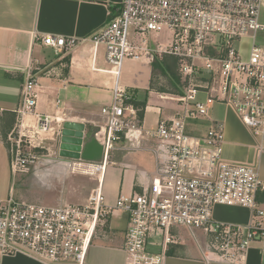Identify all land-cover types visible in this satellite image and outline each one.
Returning a JSON list of instances; mask_svg holds the SVG:
<instances>
[{"label":"built area","instance_id":"obj_1","mask_svg":"<svg viewBox=\"0 0 264 264\" xmlns=\"http://www.w3.org/2000/svg\"><path fill=\"white\" fill-rule=\"evenodd\" d=\"M263 11L264 0H122L89 37L95 49L105 47L108 65L98 69L93 64V69L114 77L112 102L101 110L107 124L97 126L94 133L104 148V160L67 164L73 171L98 175L99 186L85 205L21 201L12 190L0 203V263L5 256L23 253L51 264H87L100 223L115 211L129 218L126 264H163L170 245L177 243L176 228L204 233L208 252L226 262L241 260L254 243L264 242V181L258 165L225 159L223 124L202 126L211 120L209 108L223 102L257 139L258 155L264 152V46L254 42L245 56L236 44L264 29ZM152 33L162 35L159 47L141 38ZM35 38L64 52L76 45L73 37ZM164 55L184 60L185 88L170 97L179 105L176 114L161 118L155 129H146L132 105L134 95L121 78L128 60L151 63ZM33 70L29 65L24 71L16 122L6 137L14 177L31 167L38 174L47 171L44 167L52 158L39 152L46 150L41 142L54 137L57 141L69 121L65 112L54 117L37 111L41 83ZM200 92L206 94L205 100H199ZM121 140L131 148L156 141L154 152L160 162L140 193H122L108 205L102 181L109 155ZM217 204L248 208L251 223L216 221Z\"/></svg>","mask_w":264,"mask_h":264},{"label":"crops","instance_id":"obj_2","mask_svg":"<svg viewBox=\"0 0 264 264\" xmlns=\"http://www.w3.org/2000/svg\"><path fill=\"white\" fill-rule=\"evenodd\" d=\"M121 3L122 0H0V203L9 197L12 190L15 195V187L22 183L18 175H12L6 137L16 122L14 111L20 103L24 71L29 65L34 67L33 73L41 83L37 111L54 117L65 112L69 121L85 125V142L92 145L91 153L80 160L55 157L50 159L53 167H44L47 173L38 174L30 170L29 173L38 178L36 182L42 178L47 181L51 176L65 177L73 172L67 168V164L73 161L97 163L104 160V148L95 139L94 133L97 126L107 124L108 119L101 110L112 102L114 79L111 74L93 69V64L98 69H107L108 65L103 45L95 49L89 37L109 20L111 12ZM261 23L264 25V11ZM44 35L73 37L76 45L69 52L58 50L53 55L47 51L52 47L43 44L41 38H35ZM247 39H252V44L255 42L264 46V29ZM125 68L121 83L134 95V100L146 103L142 120L144 128L147 127V114L155 112L158 115L156 125L149 129H155L161 118L176 114L178 108L166 110L160 103L171 100L170 97L174 95L152 88L151 63L142 61L134 74H124ZM57 100H60V104H57ZM227 110L223 119L212 120L210 117L212 122L224 126V158L234 162L256 163L264 181V152L258 155L255 136L235 111ZM206 122L203 121L204 128L207 127ZM54 125L58 127L57 123ZM55 141V137L42 142L36 139L35 144L41 142L47 151H51ZM127 142H118L113 149L114 155L113 151L109 155L102 181L108 205H114L122 193H140L143 186L157 174L160 161L154 152L155 143L152 140L144 141L139 147L141 149H137L131 148ZM110 166L113 169L110 170ZM19 175L23 180L28 176L25 173ZM35 176L32 175L33 178ZM90 176H93L95 184L85 192L80 203L69 205H85L88 202L91 192L99 186V176ZM36 182L32 180L31 184ZM261 198L264 202V194ZM58 202L65 204L63 199ZM213 216L216 221L227 224L249 225L252 221V211L239 205L217 204ZM114 220H122L123 223L119 222L113 228ZM128 223V215L121 211L113 212L102 222L89 250L87 264H126L124 245ZM174 234L177 235V243L170 245L163 264H264V242L254 243L241 260L226 262L208 252L204 233L176 228ZM0 264L51 263L20 253L5 256Z\"/></svg>","mask_w":264,"mask_h":264},{"label":"rangeland","instance_id":"obj_3","mask_svg":"<svg viewBox=\"0 0 264 264\" xmlns=\"http://www.w3.org/2000/svg\"><path fill=\"white\" fill-rule=\"evenodd\" d=\"M143 37L149 40L151 42V45L154 47H159L161 43L163 42V39H162L163 37L160 34H153V33L149 35L146 34L145 36H141V38ZM252 41H253L252 39L244 38L243 40L240 41V43L238 42L236 43L237 46L240 45L241 50L245 56L249 54ZM136 42L139 44L141 43L139 39L136 40ZM102 48L104 49L105 47L103 46ZM47 51H49L53 55L54 53H58V50L53 49V48H48ZM139 63H142V61L128 60L125 64L126 68H125L124 74L125 72L127 73L130 72V74H134V72H136L137 70V65H139ZM111 78L114 79V77H111ZM198 98L199 100H205L206 94L204 92H200L198 94ZM160 103L165 107L164 109L166 110H171L173 107L174 109L176 108L179 109V105L176 102L171 101V100H162ZM227 111H228L227 106L223 102H216L209 108V114L212 120L223 119L225 115L227 114ZM164 113L167 114V112H164ZM157 118H158V115L155 112L151 114H147V117H146L147 127L146 128L149 129V128L154 127L156 125ZM212 120H207V122L205 123L206 126H209L212 123ZM202 126H204V124H202ZM153 142L155 143L156 141H153ZM127 143L129 145V142ZM137 149H141V148L138 147ZM116 150L117 149H115V151ZM112 151H113L112 155H114V150ZM39 152L43 153L44 155H49V157H51L52 159H55V157H60L57 141L54 145L53 150L51 151L39 150ZM53 165H54L53 163H49L45 166V168L46 169L51 168L53 167ZM109 169L110 170L113 169V166L112 167L110 166ZM30 170H33V167H31ZM47 171L43 173H47ZM29 172L25 173L28 176H26L24 180L22 178V175L17 176V177H20V180L22 183L21 185L18 184L19 186L15 185L16 186L15 187V197L18 200L31 202V203H37V204H42V205H57L59 204L58 201L60 199H63V202L65 204H78L80 203L79 200L84 198L85 192L89 189V187L92 184H95L93 181V176H90L89 174H85L81 170H74L73 172L66 175L65 177L51 176V177H48L47 181H45V178H42V179H39L37 182H36V179L38 178L35 176V174H30ZM32 175H34L36 178H33ZM32 180L35 181L37 184H31ZM119 222L121 224L123 223L122 220H118V222L114 220L112 223L113 228H115V226H117V223ZM180 230L182 231L181 228ZM186 234L184 236H186ZM187 236L189 237L190 235H187ZM155 239H157V237ZM189 239L191 241V238ZM154 250L157 251V248H155Z\"/></svg>","mask_w":264,"mask_h":264},{"label":"trees","instance_id":"obj_4","mask_svg":"<svg viewBox=\"0 0 264 264\" xmlns=\"http://www.w3.org/2000/svg\"><path fill=\"white\" fill-rule=\"evenodd\" d=\"M184 60L174 55L156 57L151 62L152 88L169 95H180L185 88L181 68ZM132 105L138 110L141 120L144 117L145 101L133 100Z\"/></svg>","mask_w":264,"mask_h":264},{"label":"water","instance_id":"obj_5","mask_svg":"<svg viewBox=\"0 0 264 264\" xmlns=\"http://www.w3.org/2000/svg\"><path fill=\"white\" fill-rule=\"evenodd\" d=\"M85 125L66 121L57 137L59 156L63 159L80 160L91 153L92 145L85 142Z\"/></svg>","mask_w":264,"mask_h":264}]
</instances>
